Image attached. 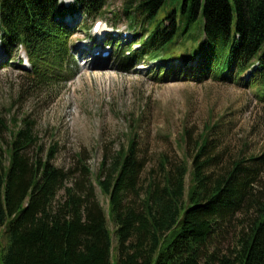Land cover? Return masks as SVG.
I'll return each instance as SVG.
<instances>
[{"label": "trees", "instance_id": "trees-1", "mask_svg": "<svg viewBox=\"0 0 264 264\" xmlns=\"http://www.w3.org/2000/svg\"><path fill=\"white\" fill-rule=\"evenodd\" d=\"M106 3L74 0L65 8L60 0H0L1 43L24 45L32 68L23 75L35 88H48L72 71L68 11L91 18ZM122 10L131 23L163 16L127 65L178 46L188 52L190 45L194 79L238 78L250 70V85L264 99V0H125ZM213 128L204 127L193 155L184 149L175 168L162 158L161 181L140 192L145 160L134 137L109 164L101 162L93 182L82 159L56 166L57 146L39 144L26 116L8 124L0 117L3 264H111L113 236L116 264H264V154L215 171L221 154ZM188 137L185 131L180 147Z\"/></svg>", "mask_w": 264, "mask_h": 264}, {"label": "rangeland", "instance_id": "rangeland-1", "mask_svg": "<svg viewBox=\"0 0 264 264\" xmlns=\"http://www.w3.org/2000/svg\"><path fill=\"white\" fill-rule=\"evenodd\" d=\"M73 2L61 0L65 8ZM124 2L107 0L99 14L103 24L98 34L92 32L98 15L90 18L68 11L64 23L69 29V48L74 52L72 71L63 73V81L54 80L48 88H35L34 80L23 75V70L30 67L24 65L23 59L28 57L19 48H1L3 121L8 124L14 116H26L33 123L39 144L45 149L57 146L53 161L56 166L75 167L82 159L92 172L93 182L101 162L109 164L127 146L128 138L134 137L137 152L145 160L138 179L140 192L150 181H161L162 158L168 161L165 167L173 169L181 163L184 149L193 155L194 144L206 125L214 126L210 138L221 154L215 171L237 159L263 155L264 99L258 88L250 85L252 74L224 80L213 76L194 79L198 70L188 55L190 45L188 52L178 46L158 53L157 57L146 56L134 66L127 65L125 52L132 50L133 43L144 42L142 35L153 31L163 16L160 14L148 23L133 22L132 27L122 10ZM122 31H128L129 37L123 38ZM92 36L96 37V45L103 39L113 46L112 59H86ZM117 42L129 44L123 54L119 53ZM185 131L188 143L182 142L180 147ZM95 192L107 210V200L97 186ZM108 226L113 229L110 222ZM112 238L111 264H116L118 243ZM7 243L2 229L0 264Z\"/></svg>", "mask_w": 264, "mask_h": 264}, {"label": "clouds", "instance_id": "clouds-1", "mask_svg": "<svg viewBox=\"0 0 264 264\" xmlns=\"http://www.w3.org/2000/svg\"><path fill=\"white\" fill-rule=\"evenodd\" d=\"M20 49H21V51H24V45H20ZM23 63H24V65H25L26 67H31L30 61H29V59H27V58H24V59H23Z\"/></svg>", "mask_w": 264, "mask_h": 264}]
</instances>
